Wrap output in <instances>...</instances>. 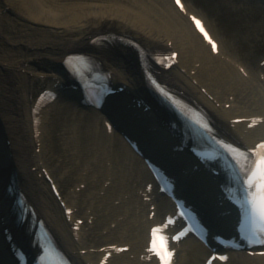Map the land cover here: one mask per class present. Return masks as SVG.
I'll use <instances>...</instances> for the list:
<instances>
[{
  "label": "bare ground",
  "instance_id": "bare-ground-1",
  "mask_svg": "<svg viewBox=\"0 0 264 264\" xmlns=\"http://www.w3.org/2000/svg\"><path fill=\"white\" fill-rule=\"evenodd\" d=\"M257 3L261 4L260 10L264 9V0H258ZM229 5L238 11L237 5ZM193 12L192 5H187L181 11L173 0H129L127 5L120 2L80 3L77 7L64 6L55 0H0V193L6 195L8 185L15 178L22 191L28 195L30 203L38 208L39 214L47 220L67 250L81 264H97L102 256L101 248L118 243L116 237L112 239L113 234L126 228H129L131 235L127 238L121 233L119 241L131 244L135 254L144 247V238L147 237L145 232L130 229V224L138 223L135 214L128 221L119 223L115 231L110 228L111 223L117 222L125 208L123 205L117 208L110 201L118 200L117 197L123 192L131 191L133 194L131 203L126 202V215L131 209L130 204L147 210L148 205L139 195L140 190L137 194L135 186L124 185L125 180L136 178L142 160L127 143H123L124 138L121 137L123 141L120 145L114 143V135H107L98 113L87 122H80L78 117L86 115L79 114L73 108L68 109V112L72 115L74 124L64 131L66 148L73 149L72 153L67 164L51 169L47 167L44 162V136L51 114L48 111L42 112L43 124L39 137L41 153L36 154L32 151L37 146L30 114V94L33 91L27 85L30 77H23L19 72L27 70L34 77H45L53 86L62 82L67 75L63 65L66 57L88 54L102 61L104 68L113 71L115 81L129 85L134 95H138V91L148 95L139 53L124 43L134 41L148 53L156 52L159 56L169 51L178 52L179 66L164 73L163 81L203 104L213 114L224 136L233 137L241 143H255L263 133L261 128L250 131L244 125H232L230 120L264 114V85L254 79L249 67L252 76H245L240 71L243 63L223 44L219 54H213L211 47L196 32L193 23L185 17V13ZM3 19L8 21V33L3 30ZM254 26L257 29L254 37L248 33L234 41L238 40L240 43V40L253 42L264 39V21H256ZM109 35V40L113 41L111 43L99 46L94 42L100 36ZM113 37H116L115 41ZM119 38L124 43H120L117 40ZM261 71L264 70L256 68L257 73ZM29 84L32 82L29 81ZM64 97L57 101V105L65 109L60 104L64 102ZM231 97L234 98L233 102ZM118 98L121 99L120 105L126 107L124 103L129 99L128 94H119ZM66 99L72 102L73 98ZM112 100L114 101V97L110 101ZM72 103L74 107H79L77 99ZM226 104H234L236 109L243 112V116L236 113L238 110H227ZM115 105H118L115 101L109 103L108 108H114ZM130 110L145 114L144 108ZM162 112L168 115L165 111ZM149 119L143 121L153 122ZM161 131L159 129L158 134ZM82 134L84 140L81 139ZM8 139L12 141L13 152H10ZM52 152L59 154L55 149ZM33 168L37 171H32ZM42 169L55 180L63 203H59L53 196L46 179L47 174ZM112 176L113 185L106 186ZM197 177L199 175L194 179H198ZM83 185L85 188H81ZM14 202L15 199H8L4 203L9 216L4 224L5 228L8 223V227L14 229L15 220L11 218ZM163 206L164 209L167 208L166 205ZM67 208L73 211L70 221L65 216ZM2 218L0 215V262L13 264L2 229ZM79 219L83 220V224L77 233L80 240L75 242L72 225H76ZM149 223L150 220L147 219L146 226ZM28 229V225L22 226L19 232L22 244L29 250L34 237L29 236ZM136 231L140 232V236L135 237ZM84 250L85 255L82 254ZM197 254V246L191 244L186 259L180 254L179 264H189ZM232 264H264V258L243 256L234 259Z\"/></svg>",
  "mask_w": 264,
  "mask_h": 264
},
{
  "label": "rangeland",
  "instance_id": "rangeland-1",
  "mask_svg": "<svg viewBox=\"0 0 264 264\" xmlns=\"http://www.w3.org/2000/svg\"><path fill=\"white\" fill-rule=\"evenodd\" d=\"M53 1V0H50ZM59 3H61L64 6H71V7H77L80 3H94V2H102V3H112V2H120L122 5L125 3L127 5L129 0H55ZM198 4L205 5V10L207 11L208 15L210 16V19L212 22L215 23L216 29L219 31V34L222 35L224 39L227 40V44L229 41H231L232 33L234 35L241 34V29L239 25H235L234 28L225 29L226 26L224 23H222V19L226 14L221 12V9H218L219 12L215 13L213 10V7L210 6L211 3H206V0H196ZM209 4V5H208ZM218 4V3H217ZM217 4L214 1V5L217 6ZM2 16V15H1ZM240 18V17H239ZM238 17H235V20H239ZM241 19L243 17L241 16ZM4 22H2L3 30L8 33L9 32V26L7 19H3ZM245 21H241L240 23L244 24ZM229 46V45H228ZM17 48V47H16ZM9 50V48H6ZM248 46L246 45H240L238 47V54L241 56L242 59L249 60L251 63H255L260 56L262 52V47L258 52H254L252 56L247 57L248 52ZM258 50V47L256 48V51ZM248 52V53H247ZM252 57V58H251ZM256 58V59H255ZM35 87L37 88V91L42 89L45 86V82L41 80H34ZM65 106V109L62 106L56 107V109L52 110L50 112V120L49 123L46 126L47 132L45 134V153L46 156L44 157V162L47 167H59L61 164H67L68 158L72 153L71 148H66V142L67 138L64 137V131L66 128H68L70 125L74 124V119L72 115L68 112V109H72L70 105H67L66 103H62ZM67 109V110H66ZM89 120V115L84 117H78V121L80 122H87ZM79 128H82V125L78 126ZM84 135L82 134L81 139L84 140ZM58 150L59 154H56L52 152L53 150ZM52 150V151H51ZM63 183V181H62ZM84 188V185L81 187ZM102 194V193H101ZM90 224V223H89ZM100 245V244H99Z\"/></svg>",
  "mask_w": 264,
  "mask_h": 264
},
{
  "label": "snow or ice",
  "instance_id": "snow-or-ice-1",
  "mask_svg": "<svg viewBox=\"0 0 264 264\" xmlns=\"http://www.w3.org/2000/svg\"><path fill=\"white\" fill-rule=\"evenodd\" d=\"M176 2L180 4V0H176ZM193 22L196 29L211 45V51L216 52L217 45L205 30L202 22L195 17ZM258 147L264 149V144H260ZM237 172L244 184L242 191L246 194L244 202L249 215L258 216L260 221L264 222V152L260 154L258 160L246 164L243 170L238 168ZM163 231L162 227L152 230L153 241L149 250L159 257L161 264H170L172 253L167 248V237L163 235ZM209 264H211V261Z\"/></svg>",
  "mask_w": 264,
  "mask_h": 264
}]
</instances>
